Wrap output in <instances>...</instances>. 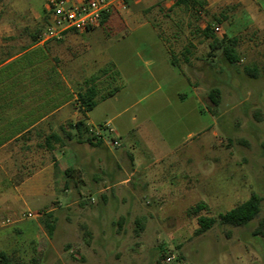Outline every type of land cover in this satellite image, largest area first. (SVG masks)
Wrapping results in <instances>:
<instances>
[{"label":"rangeland","instance_id":"374dc122","mask_svg":"<svg viewBox=\"0 0 264 264\" xmlns=\"http://www.w3.org/2000/svg\"><path fill=\"white\" fill-rule=\"evenodd\" d=\"M134 1L138 0L130 1V12L125 15L138 21L149 19L176 53L184 49L194 52V48L209 50L211 38L204 34L207 26L214 29L220 25L221 33L213 30L219 38L225 33L221 17L212 16L204 7L191 2L176 5L172 0ZM4 11V16L9 14ZM23 12L28 14L21 9ZM242 38L245 40L237 46L240 60L236 63H229L222 49L217 48L212 56L213 68L204 62L200 68L194 64L186 65L185 72L190 83L197 88L200 100V112L197 113L196 127L193 124L191 128L194 130L191 137L186 136L189 122L175 113L177 104L166 101L165 94L169 96L172 91L165 87L141 88L132 99L109 102L115 104L107 118L122 135L123 147L129 150L133 144L128 132L143 121L142 108L151 106L153 116L148 123L152 140L163 139L171 146L179 143L177 155L188 161L185 167L178 166L180 176L177 179L185 181L190 189L196 178V192H179L168 198L140 191L137 198H131L124 189L117 198L107 193L103 199L100 194L90 192L82 182L72 190V179L83 177L84 142L68 139L67 142L75 144L70 148L77 155L78 165L74 166L79 172L75 178H69L68 191H65L64 179H59L63 193L56 194L58 201L37 212H25L26 217L30 212L42 214L37 217L38 238L28 240V251L23 258L10 254L12 264H264V237L253 235L258 220L264 215V31L251 28L242 34ZM178 58L181 60L183 56L178 55ZM58 62L64 64L60 58ZM246 68L258 69V76L251 77ZM196 73L202 74V78L196 79ZM63 74L76 97L87 78L82 66L76 72ZM108 83L109 80L101 78V94L111 87ZM215 89L219 91L218 105L210 98ZM127 91L120 95L121 100ZM184 93L192 96L189 87ZM172 100L177 103L175 97ZM74 107L81 114L79 103ZM101 113V109H97L92 116ZM62 115L65 116L66 112ZM133 117L137 120L133 121ZM70 122L74 121L68 120L63 126ZM58 129L63 134L61 127ZM63 144L58 146L60 156ZM98 155L109 158L105 150L98 152L96 157ZM194 161L196 177L185 174L191 171ZM133 184L127 187L143 189L140 184ZM253 192L262 197L261 211L248 225L218 222L206 232L196 233L200 216L216 217L247 200ZM199 203H204L205 208L196 209ZM51 208H55L54 211H48ZM46 220L55 225L51 235L44 225Z\"/></svg>","mask_w":264,"mask_h":264},{"label":"crops","instance_id":"0c3cea01","mask_svg":"<svg viewBox=\"0 0 264 264\" xmlns=\"http://www.w3.org/2000/svg\"><path fill=\"white\" fill-rule=\"evenodd\" d=\"M205 1L204 9L212 16L221 17L225 25L221 38L237 37L239 44L245 40L242 34L251 28L264 31V0ZM21 9L28 14H22ZM4 10L9 14L4 16ZM129 12L130 4L127 11H113L98 26L68 30L60 39L42 41L39 35L49 23L46 0H0V253L8 256L15 253L23 258L28 251V240L38 238L37 217L42 215L26 217L25 212H37L58 201L56 194L63 193L59 179H64L65 191H68L69 178H75L79 172L74 166L78 161L77 155L70 148L74 143L66 141L63 144L62 156L58 152L59 143H54L53 149H48L46 143L48 135L59 133L58 127L68 120L75 122L81 116L74 107L77 104L75 93L64 72H76L82 66L89 78L100 69L113 65L101 78L109 80L111 87L117 83L122 86L104 99L100 98L103 95L100 92L97 105L86 114L88 125L111 123L107 117L115 102L109 103L110 100L123 102L124 99H132L141 88L165 87L172 91L171 97L165 94L166 101L171 105L177 104L175 113L190 124L186 136L194 135L191 128L193 124L196 127L200 100L185 67L194 64L200 68L204 62L213 68L212 56L218 49H212L209 42L207 51L194 48V52L184 49L176 53L168 47L166 39L149 19L135 20V17L125 15ZM178 55L183 58L180 60ZM59 58L64 64H59ZM22 59L24 61H20ZM115 70L119 73L116 81L111 78ZM202 76L196 73V79ZM188 87L192 96L184 93ZM126 89L128 91L121 100L120 95ZM97 109L102 113L93 117L92 113ZM150 109L149 105L142 108L143 121L128 132L132 150L122 144L114 148L104 142L101 145L83 143V177L76 181L72 179V190L82 182L90 192L100 194L103 199L107 193L117 198L124 189L128 190L131 198H137L140 191L168 198L179 192H196V178L190 189L185 181L177 179L180 176L178 166H184L188 161L177 155L179 143L171 146L163 139L158 142L152 140V129L148 123L153 116ZM64 111L65 116L62 115ZM132 119L136 121L137 117ZM116 133L121 139L122 135L117 130ZM101 150L107 152L108 159L96 157ZM194 163L191 171L185 174L191 173L196 177L197 166ZM67 169H71L70 175L66 174ZM133 182V185L140 184L147 191L128 188Z\"/></svg>","mask_w":264,"mask_h":264},{"label":"trees","instance_id":"16d2710c","mask_svg":"<svg viewBox=\"0 0 264 264\" xmlns=\"http://www.w3.org/2000/svg\"><path fill=\"white\" fill-rule=\"evenodd\" d=\"M191 2L193 5H199L200 7L205 6V0H176L174 3L176 5L188 4ZM110 14H104L102 17L101 22H105V20L109 17ZM214 29L210 27H205L204 34L205 37L211 38L210 46L212 49L221 48L223 51V55L225 59L233 64L240 60L239 54L236 50V46L238 45L237 37L234 38H219L214 35ZM113 67L112 64L100 69V71L96 74L91 75L87 78L84 82V87L80 89L76 93V100L79 103V110H80V117L75 122H70L66 126L61 127V131L63 135L60 133H52L46 137V143L48 149L54 148V143L63 144L66 140L76 139L78 142H86L91 145H101L102 141L95 140L93 137L89 136L88 130L89 125L86 123V114L90 110H92L99 101V79L102 75L107 74L109 70ZM246 72L251 77H257L259 72L256 68H246ZM119 73L115 70L111 74V78L116 81L118 79ZM121 84L117 83L115 86L108 89V91L101 95L100 98H106L108 96L113 95L121 88ZM218 90L215 89L210 93V98L215 105H218L219 98H218ZM75 130V133H71V130ZM70 130V131H69ZM66 174H71V169L66 170ZM261 204H262V197L259 193L253 192L250 197L237 204L230 210L218 214L216 217H209V216H200L199 221V228L197 229L196 233L201 234L209 230L214 224L222 223V224H230L235 226H244L248 225L252 222L255 218L258 217L261 211ZM204 203H199L196 206V209L205 208ZM51 217V213L49 215ZM44 225L51 235L55 229V225L53 221H44ZM253 235L264 237V215L258 220L257 226L253 230ZM0 259L2 264H12L11 258L5 254L0 253Z\"/></svg>","mask_w":264,"mask_h":264},{"label":"built area","instance_id":"2783aa9c","mask_svg":"<svg viewBox=\"0 0 264 264\" xmlns=\"http://www.w3.org/2000/svg\"><path fill=\"white\" fill-rule=\"evenodd\" d=\"M131 0H46L49 23L40 33V40L60 39L68 30H87L98 26L104 14L113 11H127ZM176 0H172L174 3ZM215 32L221 33L222 27L216 25ZM89 136L111 147H119L121 139L111 123L89 125ZM113 135V136H110ZM28 213L27 216H31Z\"/></svg>","mask_w":264,"mask_h":264}]
</instances>
